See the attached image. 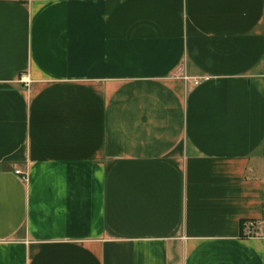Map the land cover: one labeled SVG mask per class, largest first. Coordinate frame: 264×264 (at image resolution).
I'll return each mask as SVG.
<instances>
[{
    "label": "crops",
    "instance_id": "crops-1",
    "mask_svg": "<svg viewBox=\"0 0 264 264\" xmlns=\"http://www.w3.org/2000/svg\"><path fill=\"white\" fill-rule=\"evenodd\" d=\"M0 264H264V0H0Z\"/></svg>",
    "mask_w": 264,
    "mask_h": 264
},
{
    "label": "built area",
    "instance_id": "built-area-1",
    "mask_svg": "<svg viewBox=\"0 0 264 264\" xmlns=\"http://www.w3.org/2000/svg\"><path fill=\"white\" fill-rule=\"evenodd\" d=\"M194 82L197 83V80H195ZM16 173H17V174H22V175H23V176H22L23 178L26 177V174H25L24 172H22L20 169H16ZM245 225H247V226L250 227L248 233H249V234H252V229H251V227L254 225V222H253V221H248V222L245 223Z\"/></svg>",
    "mask_w": 264,
    "mask_h": 264
}]
</instances>
